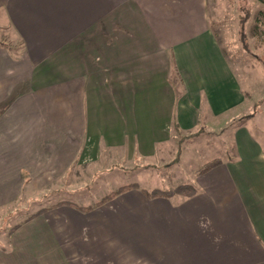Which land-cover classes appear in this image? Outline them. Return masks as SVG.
<instances>
[{
  "label": "crops",
  "instance_id": "crops-1",
  "mask_svg": "<svg viewBox=\"0 0 264 264\" xmlns=\"http://www.w3.org/2000/svg\"><path fill=\"white\" fill-rule=\"evenodd\" d=\"M207 6L0 0V29L20 44L0 43V219L25 193L75 185L72 171L158 170L179 136L258 108L235 126L230 157L193 171L194 195L53 206L9 232L0 264H264L260 100Z\"/></svg>",
  "mask_w": 264,
  "mask_h": 264
},
{
  "label": "rangeland",
  "instance_id": "rangeland-1",
  "mask_svg": "<svg viewBox=\"0 0 264 264\" xmlns=\"http://www.w3.org/2000/svg\"><path fill=\"white\" fill-rule=\"evenodd\" d=\"M207 5L211 28L226 57L238 74L247 75L250 81L249 92L253 93L255 99L260 100L258 105L261 106L263 124L260 127L255 125L254 132L258 136L264 135V40L252 34L254 17L261 5L256 0H207ZM1 42L12 48H18L20 45L2 29ZM256 110L258 112V108ZM256 110L252 108L248 113L238 116L231 113L228 123L203 125L193 131L194 133L179 136L178 143H174L170 153L166 152L165 159L155 162L161 165L157 167L158 170L143 169L137 172L124 164H117L116 167L111 165L101 170L82 168L78 173L72 171L70 174L69 179L75 181L73 186L64 183L58 188L37 190L28 196L25 193L19 203L9 206L0 219V245L9 244V232L14 226L27 221V218L39 209L61 201L81 206L92 205L109 191L136 180H140V186L146 189H170L180 183L190 182L193 179V171L205 162L231 156L235 126ZM135 163V167L140 165Z\"/></svg>",
  "mask_w": 264,
  "mask_h": 264
},
{
  "label": "trees",
  "instance_id": "trees-1",
  "mask_svg": "<svg viewBox=\"0 0 264 264\" xmlns=\"http://www.w3.org/2000/svg\"><path fill=\"white\" fill-rule=\"evenodd\" d=\"M256 1H258L260 3L261 8L255 14L254 23L252 26V34L254 36H257L258 38L264 40V0H256ZM172 80H173V84L176 86V76H172ZM173 123H174L173 124L174 131H178L175 120ZM220 163H221L220 158L211 159V160L205 162L202 165V167L197 170V172L198 173H204V172L212 169L213 167L219 165ZM131 189H139L146 196L151 197V198H155V197L168 198V197H172L174 195H181V196L188 197V196H192L196 193V187L192 183H181V184H178L177 186H175L174 188H170V189L153 188L151 190H148L145 188H140V186L137 183H128V184L120 185L116 189L109 191L106 195H104L102 198L97 200L92 205L81 206V205H78V204L73 203V202L61 201V202L56 203L55 205H51L49 207H43V208L39 209L35 213L31 214L27 218V220L45 212L47 209H50L51 207L56 206V205H69V206H72V207L77 208V209L82 210V211H90L97 206H100V205H103V204L109 202L110 200H112L117 195H119L123 192H126L128 190H131ZM16 227H18V225L14 226L11 230L15 229Z\"/></svg>",
  "mask_w": 264,
  "mask_h": 264
}]
</instances>
